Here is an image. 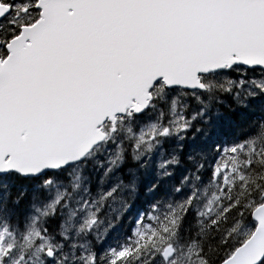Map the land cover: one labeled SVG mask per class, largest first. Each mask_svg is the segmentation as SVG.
<instances>
[{"label":"snow or ice","instance_id":"snow-or-ice-1","mask_svg":"<svg viewBox=\"0 0 264 264\" xmlns=\"http://www.w3.org/2000/svg\"><path fill=\"white\" fill-rule=\"evenodd\" d=\"M0 264H264V0H0Z\"/></svg>","mask_w":264,"mask_h":264}]
</instances>
